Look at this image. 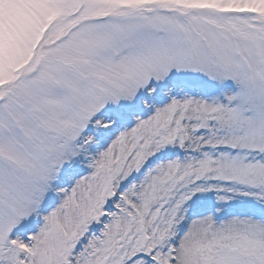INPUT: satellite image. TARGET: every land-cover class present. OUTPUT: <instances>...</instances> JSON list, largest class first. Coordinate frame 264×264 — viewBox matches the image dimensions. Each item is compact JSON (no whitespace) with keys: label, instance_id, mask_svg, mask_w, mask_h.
<instances>
[{"label":"snow or ice","instance_id":"6c2138e0","mask_svg":"<svg viewBox=\"0 0 264 264\" xmlns=\"http://www.w3.org/2000/svg\"><path fill=\"white\" fill-rule=\"evenodd\" d=\"M0 264H264V0H0Z\"/></svg>","mask_w":264,"mask_h":264},{"label":"rangeland","instance_id":"374dc122","mask_svg":"<svg viewBox=\"0 0 264 264\" xmlns=\"http://www.w3.org/2000/svg\"><path fill=\"white\" fill-rule=\"evenodd\" d=\"M182 155V153H177ZM214 199V196H213ZM249 207V198L235 195L234 199L226 206V215L243 213Z\"/></svg>","mask_w":264,"mask_h":264}]
</instances>
